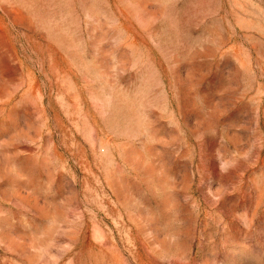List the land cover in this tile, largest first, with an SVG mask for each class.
<instances>
[{
  "label": "rangeland",
  "instance_id": "obj_1",
  "mask_svg": "<svg viewBox=\"0 0 264 264\" xmlns=\"http://www.w3.org/2000/svg\"><path fill=\"white\" fill-rule=\"evenodd\" d=\"M0 264H264V0H0Z\"/></svg>",
  "mask_w": 264,
  "mask_h": 264
}]
</instances>
